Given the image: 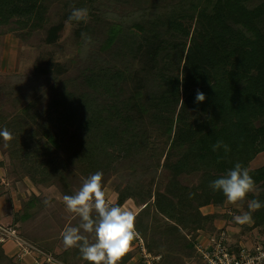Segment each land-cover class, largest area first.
<instances>
[{
	"label": "trees",
	"instance_id": "1",
	"mask_svg": "<svg viewBox=\"0 0 264 264\" xmlns=\"http://www.w3.org/2000/svg\"><path fill=\"white\" fill-rule=\"evenodd\" d=\"M42 1L0 0V31L42 27ZM75 5L89 14L98 7L96 0ZM148 6L145 19L130 25L144 33L148 61L132 69L124 58L112 64L96 57L71 78L60 76L66 64L36 62L32 75L40 85L28 92L31 83L11 87L15 106H0V130L13 135L7 143L0 137V147L18 178L56 185L63 196L97 171L103 179L120 173L115 201L140 207L135 228L145 249L159 255L154 264H203L194 248L199 231L215 232L214 223L235 208L209 183L237 162L260 189L247 195L243 213L251 215L248 229L264 238V207H247L252 199L264 204V164L249 167L264 151V0H178L163 17ZM62 26L52 25L46 41H55ZM117 34L111 25L107 40ZM198 90L203 102L195 101ZM217 141L230 150L213 151ZM73 179L81 184L76 190ZM208 205L213 211L202 212ZM69 253L53 257L66 262ZM21 263L0 243V264Z\"/></svg>",
	"mask_w": 264,
	"mask_h": 264
},
{
	"label": "rangeland",
	"instance_id": "2",
	"mask_svg": "<svg viewBox=\"0 0 264 264\" xmlns=\"http://www.w3.org/2000/svg\"><path fill=\"white\" fill-rule=\"evenodd\" d=\"M177 1L96 0L97 9L89 14L88 22L82 21V24L73 23L69 18H66L73 8H77L75 0L42 1L46 8L42 27L34 29H30L29 26L15 27L11 31H0L1 109L6 110L15 106L13 99L15 94L10 93L11 87L31 83V87H25L28 92L30 88L40 85L42 79L32 75V69L36 62L49 61L54 64H66L67 69L60 76L61 78H71L79 73V69L89 65L90 60L96 57L101 60L106 59L112 64L120 62L124 58L122 64L131 65L132 69L135 68L133 62L148 61L146 52L142 49V34L144 33L134 32L130 25L133 21L145 19L143 13L145 14L147 7H151L148 5L157 6L160 9L161 17H163L165 6ZM59 23H62L63 26L56 32L55 41L47 42L48 29ZM111 25L117 28L118 34L109 41L107 34ZM87 37H91V40L89 41ZM165 38L173 41L176 39L169 35ZM130 40L131 43L128 45ZM132 47L134 49L131 50ZM3 150H5L4 147H0V161L3 164L1 167L4 169V182L1 186L4 193L11 194L9 196L11 207L20 206L23 212L20 226L16 227L17 232L24 240L43 250L58 249L56 246L63 244L60 235L62 230L69 224L78 225L79 219L74 218L66 211L63 195L56 185H35L26 177L18 178L16 173L11 170L12 167L8 166V156L2 152ZM262 164H264V151L255 156L249 167L255 168ZM120 180V173L117 172L102 180L109 199L116 200V185ZM73 181H76L74 184L76 190L81 184L77 180L73 179ZM29 199L32 202L30 205L27 204ZM134 206L133 209L136 208L137 211L140 209L139 206ZM233 207L235 208H230L233 213L229 219L222 217L214 223L215 228L226 227L232 240H240L248 245L262 239V234L257 229H248L249 227L246 225L248 223L241 224L234 219L235 216L242 215L244 204H236ZM205 210L202 212H211L208 210L213 211V208H205ZM12 253L9 256H14ZM58 258L62 260L63 256H57ZM28 262L32 264L30 260Z\"/></svg>",
	"mask_w": 264,
	"mask_h": 264
},
{
	"label": "clouds",
	"instance_id": "3",
	"mask_svg": "<svg viewBox=\"0 0 264 264\" xmlns=\"http://www.w3.org/2000/svg\"><path fill=\"white\" fill-rule=\"evenodd\" d=\"M89 19L87 8H73L69 16L70 21L76 22L86 23ZM87 39L90 41L91 37ZM205 98L204 93L198 90L195 101L203 102ZM0 137L6 143L13 140L12 133L6 128L0 130ZM220 147L225 152L230 150L222 141H217L212 146L213 151ZM102 180L103 173L97 171L85 178L74 194L63 196L66 211L78 218L79 223L65 226L60 235L64 249H78L89 264H119L132 250L133 241L138 236L135 228L136 213L120 206L114 199H109ZM209 187L214 192L222 191L228 203L233 205L244 203L249 193L258 195L260 191L249 169L239 162L224 176L211 181ZM247 207L251 211H257L264 204L258 199H252L247 201ZM234 219L243 224L251 220V215L245 212Z\"/></svg>",
	"mask_w": 264,
	"mask_h": 264
},
{
	"label": "built area",
	"instance_id": "4",
	"mask_svg": "<svg viewBox=\"0 0 264 264\" xmlns=\"http://www.w3.org/2000/svg\"><path fill=\"white\" fill-rule=\"evenodd\" d=\"M225 211L231 213L229 208ZM136 241L141 264H154L159 255L148 252L139 235ZM0 243L12 245L16 260L25 264H29V260L32 264L59 263L52 255L24 240L14 226L0 225ZM194 248L203 264H264V238L250 245L234 241L224 226L216 228L213 233L199 231Z\"/></svg>",
	"mask_w": 264,
	"mask_h": 264
},
{
	"label": "crops",
	"instance_id": "5",
	"mask_svg": "<svg viewBox=\"0 0 264 264\" xmlns=\"http://www.w3.org/2000/svg\"><path fill=\"white\" fill-rule=\"evenodd\" d=\"M3 176H4V169L0 166V225L9 224L11 226L18 227L20 226L19 224L21 223L22 218L18 222L15 221L14 219H15L17 212L19 211L21 207L20 206H13V208L11 207V204H10L11 202L9 200L10 199L9 196L11 194L8 195L7 192L4 193L2 186H1L2 183L4 182ZM133 204L134 203L132 202V200H128V201L126 200L124 204L122 205V207L132 210L133 212L136 213L137 209L136 208L133 209V207H135ZM205 208L206 209L212 208V206H209V205L204 206L201 208V210H205ZM208 211H212V210H208ZM56 247L58 249L48 248L47 253L49 252V254L53 256V254L59 255L63 251H65L63 244H61V246L57 245ZM4 250L6 254L8 253L7 255H10L14 251V249L12 248V245H10L9 243L4 244ZM70 250H71V253H69L68 256L66 257V262H62L56 258L57 262H59L58 264H89V262L85 261L82 258L81 253L79 252L78 249L72 248ZM158 260H156L155 262H157ZM53 264H57V263H53ZM119 264H141L138 243L136 240L133 241L132 250L128 252L121 259ZM188 264H196V263L188 261Z\"/></svg>",
	"mask_w": 264,
	"mask_h": 264
}]
</instances>
